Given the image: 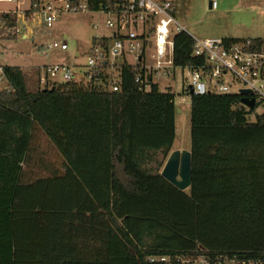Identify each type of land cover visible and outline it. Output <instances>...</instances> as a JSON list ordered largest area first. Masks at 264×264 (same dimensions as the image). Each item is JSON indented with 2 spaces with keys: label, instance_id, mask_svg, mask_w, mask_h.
<instances>
[{
  "label": "trees",
  "instance_id": "16d2710c",
  "mask_svg": "<svg viewBox=\"0 0 264 264\" xmlns=\"http://www.w3.org/2000/svg\"><path fill=\"white\" fill-rule=\"evenodd\" d=\"M194 48L178 33L176 64ZM1 66L0 264H159L149 257L195 252L264 264V113L251 122L237 94L192 96V185L180 190L160 170L176 136L171 90L143 89L122 66L117 91L72 80L30 91L20 66ZM37 129L64 162L27 181Z\"/></svg>",
  "mask_w": 264,
  "mask_h": 264
},
{
  "label": "built area",
  "instance_id": "2783aa9c",
  "mask_svg": "<svg viewBox=\"0 0 264 264\" xmlns=\"http://www.w3.org/2000/svg\"><path fill=\"white\" fill-rule=\"evenodd\" d=\"M0 33L3 36H27L34 28L52 27L64 13L101 12L110 15L105 27L111 36L95 37L88 57L90 82L103 83L117 91L120 72L115 77L110 71L122 66L136 69V80L141 88L149 89L156 79L173 77L178 67L187 71L188 91L191 96L202 94H237L255 99V107L264 104V46L256 48L252 39L229 41L224 38L195 39L193 58L184 65L175 61V37L186 31L175 18L172 0H0ZM216 9L218 0H210ZM95 27H98L96 24ZM66 50V41H54L45 49ZM150 53H148V51ZM133 58L128 63L126 55ZM122 56L123 62H115ZM63 72L72 80L71 68L62 64L46 66V77L40 83L49 85V77ZM4 70L0 65V80ZM234 85H238L234 89ZM193 89V92H191ZM248 89L251 93L243 95ZM245 109L251 108L242 102ZM149 261L159 264H261L260 261L243 259L238 255L210 256L203 252L174 253L151 256Z\"/></svg>",
  "mask_w": 264,
  "mask_h": 264
},
{
  "label": "rangeland",
  "instance_id": "374dc122",
  "mask_svg": "<svg viewBox=\"0 0 264 264\" xmlns=\"http://www.w3.org/2000/svg\"><path fill=\"white\" fill-rule=\"evenodd\" d=\"M176 5V18L185 30L195 39L206 38H236L264 39V0H218L219 8L212 9L210 0H173ZM12 4H0L2 8ZM110 15L101 12L92 13H64L52 27L34 28L27 36L17 40L5 39L0 43V64L20 66L26 78L30 91L43 90L46 84L40 83V78H45L46 66L62 64L69 66L75 75L72 81L85 84L90 81L86 75L89 72L88 57L94 46V38L99 35L111 36L112 31L105 27ZM98 27H95V25ZM54 41H66L69 48L45 49ZM151 50L148 51L150 53ZM128 63L134 60L131 55H126ZM120 66L122 56L115 62ZM118 77L119 70L110 71ZM50 83L64 84L66 79L63 72L54 77H49ZM161 91L171 90L175 94V126L176 136L171 152L174 150H191V98L188 85L187 71L178 67L173 77L156 79ZM238 85H234L236 89ZM9 88L8 81L0 80V90ZM264 113V104H259L249 110L247 115L251 122ZM170 154V153H169ZM160 159L163 155H159ZM168 159H164L161 171ZM64 158L41 130L35 131L28 159L23 165L24 179L27 181L47 176L57 169L62 172Z\"/></svg>",
  "mask_w": 264,
  "mask_h": 264
},
{
  "label": "water",
  "instance_id": "95a60500",
  "mask_svg": "<svg viewBox=\"0 0 264 264\" xmlns=\"http://www.w3.org/2000/svg\"><path fill=\"white\" fill-rule=\"evenodd\" d=\"M211 8V3L209 2ZM193 92V89H191ZM243 95L251 93L248 89L241 91ZM242 102L247 104L251 109L255 108V99L242 97ZM168 181L178 187L180 190H186L192 185V151L191 150H174L170 153L162 171Z\"/></svg>",
  "mask_w": 264,
  "mask_h": 264
},
{
  "label": "crops",
  "instance_id": "0c3cea01",
  "mask_svg": "<svg viewBox=\"0 0 264 264\" xmlns=\"http://www.w3.org/2000/svg\"><path fill=\"white\" fill-rule=\"evenodd\" d=\"M173 1V0H172ZM173 3H174V1H173ZM174 6H175V11H174V15H175V18H176V5L174 4ZM219 8V5H218V7L216 8V9H218ZM177 19V18H176ZM224 39H226V38H224ZM228 39H232V38H228ZM55 85V83H49V85H46V87H52V86H54ZM81 85H88V83H86L85 84V82L83 83H81ZM28 87V86H27ZM169 157V156H168Z\"/></svg>",
  "mask_w": 264,
  "mask_h": 264
}]
</instances>
